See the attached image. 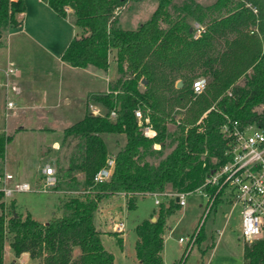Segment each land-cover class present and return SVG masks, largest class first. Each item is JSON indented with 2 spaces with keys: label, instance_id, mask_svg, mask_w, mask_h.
<instances>
[{
  "label": "trees",
  "instance_id": "1",
  "mask_svg": "<svg viewBox=\"0 0 264 264\" xmlns=\"http://www.w3.org/2000/svg\"><path fill=\"white\" fill-rule=\"evenodd\" d=\"M42 1L60 17L70 10L82 30L68 43L62 62L107 72L113 54L117 72L107 91L88 93L87 111L65 128L57 156L55 188L89 194L64 197L58 214L41 222L19 214L14 202L6 208L0 191V264H5L6 242L14 258L28 253L41 264H114L96 221L103 199L124 194L131 209L146 193L192 192L228 161V140L220 132L226 115L264 129V0H158L151 17L136 29L116 23L115 15L129 0ZM24 11V0H0V35L19 28ZM199 77L207 85L195 94L192 86ZM178 81L183 83L179 88ZM90 101L103 114L89 111ZM175 107H186L191 118L178 120L171 114ZM136 110L142 121L150 120L153 136L144 135ZM104 135L123 137L114 153ZM11 139L0 132V175ZM113 165L107 180L94 181L97 171ZM180 207L169 198L158 204L155 221L150 217L136 225L139 264H163L167 220ZM242 256L245 264H264V228ZM183 263V258L174 262Z\"/></svg>",
  "mask_w": 264,
  "mask_h": 264
},
{
  "label": "rangeland",
  "instance_id": "2",
  "mask_svg": "<svg viewBox=\"0 0 264 264\" xmlns=\"http://www.w3.org/2000/svg\"><path fill=\"white\" fill-rule=\"evenodd\" d=\"M198 1L208 4L214 0ZM157 4L158 0H129L126 7L119 10L118 15H115L117 17L116 23L124 29H136L140 23L151 17ZM57 20V24L54 22L44 24L45 29L55 31L49 35L58 41L54 47H51L49 43L47 46H40L39 48L31 46V56L27 57L22 50H18L13 46L11 48V58L17 60V64L12 68H3L4 73L6 70L5 75L3 74V81L6 80V77L13 80L12 78L18 75L17 79L18 84L22 87V96L26 97L27 92H31L30 94L37 100L48 97V102L53 105L45 111L37 110L36 116L20 111L18 116L11 117L7 124L0 116V130L12 136L11 141L6 146L3 163L4 172L6 169L17 175L19 173L20 181L25 176H27L26 179H29V176L36 175L35 167L41 158V145L44 146L46 142L51 140L60 142L64 128L83 118L87 109L86 95L88 91L107 88L105 77L112 80L117 72L113 54H110L107 72L95 71L96 73L92 75L81 70L70 71V69L63 66L60 61L61 45L70 42L72 36L76 32L81 33L82 30L72 24V20L70 22ZM196 35H198V31ZM1 42L5 45L6 35L3 36ZM241 79L240 77L237 82H241ZM3 88L7 92H3V95L1 93L0 107L5 101L14 104L10 98V95L14 92L12 83L9 81L8 86H3ZM66 100H69V102L66 103ZM90 102L88 110L92 111L95 104L92 101ZM90 106H93V108ZM98 111L103 114L101 108ZM171 114L176 115V118L180 121H187L191 118L186 107H175ZM43 122L49 123L48 127L52 129L46 131L42 129H18L21 123L27 125V127L32 125L34 128H41L44 125ZM104 138L108 142L111 153H114L123 142V137L120 135H104ZM155 147L159 148L156 145ZM170 149H167L165 154ZM58 152L59 149H56L55 163L52 159L54 153L46 158V162L49 161L51 164L56 165ZM150 161L153 160L150 159ZM56 175H58L57 169ZM53 193V190L46 193L32 190L15 192L9 198L4 196L5 206L8 208L10 203L14 202L15 210L22 216L29 213L32 217H37L39 221L46 222L51 216L57 215L59 212L57 208L59 201ZM88 194L86 191L83 194L72 193L71 196ZM67 196H70V194H67ZM105 199L101 201L96 212V221L104 231L101 236L103 245L113 253L114 264H139L134 248L137 239L135 227L144 219L155 218L158 204L154 203V196H138L135 199V207L131 209L127 208L126 199L123 196H114L109 200ZM158 199L161 203H167L169 197L158 196ZM205 203L206 201L200 193H192L187 196L186 205L181 206L168 218L167 226L171 230L167 229L164 235L162 251L164 264H174L181 258L184 259L183 264H245L242 256L244 245L240 236L238 210L231 212L229 205L217 199L209 213L203 217L204 208H201L199 204L204 207ZM116 215L119 216L118 219L124 222L125 229L117 230L116 225L119 220H116ZM195 231L200 232L199 242L197 240L198 233L193 245L188 244L187 240L179 242L180 237L189 238ZM121 238L122 243L118 241ZM212 242L215 244L214 248L209 247ZM5 253V264H11L14 255L8 242L5 244ZM16 264H19V262Z\"/></svg>",
  "mask_w": 264,
  "mask_h": 264
},
{
  "label": "built area",
  "instance_id": "3",
  "mask_svg": "<svg viewBox=\"0 0 264 264\" xmlns=\"http://www.w3.org/2000/svg\"><path fill=\"white\" fill-rule=\"evenodd\" d=\"M256 12V8L253 7ZM198 34L200 26L196 24ZM207 85L205 77L197 78L192 86L195 94L201 93ZM91 108H93L91 106ZM15 106L12 102L5 104L2 112L3 118L11 116ZM93 113L98 114V110L93 108ZM137 119L140 121L145 136L154 135V130L150 120L146 118L142 121L140 110L135 111ZM112 116L115 113L112 112ZM220 132L228 140L226 155L228 161L215 169L207 176L197 189L192 192H160L169 198H178L181 206L186 205V198L192 193H200L205 199L203 217H205L215 201L218 199L230 206V211L238 210L240 216V236L243 245L250 244L263 235L264 228V129L256 124H243L237 119L225 116V121L220 127ZM158 147L159 145L156 144ZM45 173V179L40 188L36 191L49 192L56 187V172L50 165L41 164ZM112 170L101 168L95 173L94 181L102 182L109 178ZM34 191L28 182L15 180V174L4 172L0 175V191L9 198L15 192ZM155 203L159 204L158 198ZM117 230L124 229V223L116 225ZM198 231H195L189 238H179V242L188 241L193 245L196 241Z\"/></svg>",
  "mask_w": 264,
  "mask_h": 264
},
{
  "label": "crops",
  "instance_id": "4",
  "mask_svg": "<svg viewBox=\"0 0 264 264\" xmlns=\"http://www.w3.org/2000/svg\"><path fill=\"white\" fill-rule=\"evenodd\" d=\"M24 1H25V11L21 14V17L23 20L22 25L19 28L14 29V30H10L8 33L5 34L6 35L5 45H3L2 42H0V86L2 88L0 90V97H1V93L3 95V92H5V93L7 92V90L4 91L3 86L7 87L8 83L10 81L12 83L13 90H14L13 94L10 95V98L13 100V102L16 106V108L13 111V113L11 114V116H9L6 119L3 118L5 121V124H7L8 120H11V117L18 116V113L20 111H24L26 114H31L33 116H36L37 110H44L45 111V110H48L51 107H53V105L48 102V97H46V98L44 97L41 100H37L36 98H34L30 94L31 92H27L26 97L22 96V87L18 84V79H17L18 75L15 77L16 79L12 78L13 80H10L9 78L6 77V80L3 81V74L5 75V73H6V70L4 73V69H6V67L12 68L13 66H16V64H17V60L11 58L12 57L11 56V54H12L11 48L13 46H15L18 50H22L23 53L25 55H27V57H30L31 56V51H30L31 46H33L35 48L36 47L39 48L40 46L41 47L47 46L49 43L51 47H54L58 41L55 38H51L49 35H50V33H53L55 31L45 29L44 24L49 23V22H54L57 24V22H58L57 19L66 20L69 22L71 21L70 15H69V13L71 12L70 10L67 11L68 12L67 17H60L49 7V5L46 2H44L42 0H24ZM72 24H74V23L72 22ZM76 34H80V33L76 32L74 35H76ZM3 36L1 37V40H2ZM44 43H45V45H44ZM68 43L61 45L62 49H60V56L62 55L63 51L67 47ZM60 61H61V57H60ZM61 63L66 68L70 69V71H80L81 70V71L91 73L92 75L96 73L95 71H93L91 69L80 68V67H71L62 61H61ZM110 81H111L110 78L105 77V82L107 84V88L91 90V91H88V93L107 91L108 90V84ZM87 95H86V98H87ZM65 102L67 103V102H69V100H66ZM6 103L7 102L5 101V103H3L0 107V116L1 117H3L2 116L3 115L2 110H3V107L5 108ZM94 108L99 110V107L96 105H94ZM86 111H87V109H86ZM47 113L49 115H51L48 111H47ZM98 113H101V112L98 111ZM41 123H42V121H41ZM71 125H69V126H71ZM19 126L20 127H18V129H21V130H26V129L41 130L42 129V130L46 131V130L52 129L51 127H48L49 123H44L43 127H41V128H39V127L34 128V127H32V125H29L30 127H27V125H24L22 123ZM69 126H66L65 128H67ZM65 128H64V130H65ZM0 132H2V130H0ZM3 132H5V131H3ZM49 143H51V145H49ZM60 143H61V141L59 142L57 140H55V141L51 140L50 142L49 141L46 142L44 146L41 145V151H40L41 158H40V160H38V162L36 163V167H35L36 175L29 176V179H26L27 176H25V178L22 181H20L19 173H18V175L15 174V180L20 181V182H28L30 185L32 184L31 185L32 189L34 191H36L45 179V173L43 171V167H41V164H44V166L45 165L52 166L56 172V169H57L56 165L51 164L49 161L46 162V158H48L50 156V154L52 155L54 153L52 159H53V163H55V153H56V149L60 148ZM5 172H10V171H7L5 169ZM76 178L79 181H81L82 175L77 174ZM30 181H32V182H30ZM53 192L57 196L59 204H60V201L64 197H67V194H70V196L72 193L83 194V190H81V191H76V190L70 191V190H62V189H56V188L53 190ZM84 193H86V192H84ZM144 195H152V196H154L155 199L158 198V196H163V195H158L157 193H146V194L139 195V196H144ZM77 196H79V195H77ZM114 196L125 197L126 203H127V197L124 194L112 195L111 197H108L105 200H109ZM154 203H155V200H154ZM59 204H58V206H59ZM126 206H127V204H126ZM199 206L201 208H203V205L199 204ZM118 217H119L118 215L115 216V218H117L116 220H119V221H117V223L122 222L120 219H118ZM35 219L38 220L37 217H35ZM124 229H125V225H124ZM167 229H170V228L167 226L166 230ZM166 230H165V232H166ZM165 232H164V235H165ZM164 235H163V237H164ZM163 245H164V241H163ZM162 251H163V249H162ZM5 257H6V253H5ZM162 257H163V254H162ZM13 260H15L16 263L19 262V264H41L40 261L37 259L30 260L28 253H22L18 258H14ZM138 263H139V261H138ZM163 264H164V260H163Z\"/></svg>",
  "mask_w": 264,
  "mask_h": 264
},
{
  "label": "water",
  "instance_id": "5",
  "mask_svg": "<svg viewBox=\"0 0 264 264\" xmlns=\"http://www.w3.org/2000/svg\"><path fill=\"white\" fill-rule=\"evenodd\" d=\"M0 38H1V35H0ZM146 82H147V81H146L145 79H142V83H146ZM182 84H183L182 81H178V82L176 83V87L179 88V87L182 86ZM113 170H114V165L112 166V172H113ZM176 201H178V198H177V197H176ZM155 219H156V218H154V217L151 218L152 221H155Z\"/></svg>",
  "mask_w": 264,
  "mask_h": 264
}]
</instances>
